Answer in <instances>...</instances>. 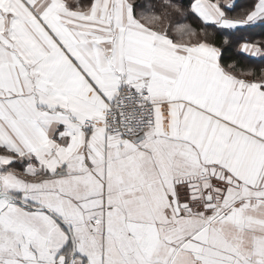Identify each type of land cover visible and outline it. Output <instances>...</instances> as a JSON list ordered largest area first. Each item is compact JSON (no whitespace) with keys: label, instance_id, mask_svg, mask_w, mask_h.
Masks as SVG:
<instances>
[{"label":"snow or ice","instance_id":"6c2138e0","mask_svg":"<svg viewBox=\"0 0 264 264\" xmlns=\"http://www.w3.org/2000/svg\"><path fill=\"white\" fill-rule=\"evenodd\" d=\"M0 264H264V0H0Z\"/></svg>","mask_w":264,"mask_h":264}]
</instances>
